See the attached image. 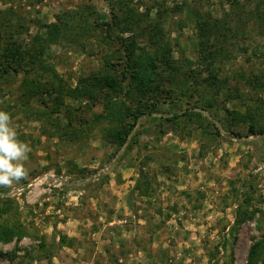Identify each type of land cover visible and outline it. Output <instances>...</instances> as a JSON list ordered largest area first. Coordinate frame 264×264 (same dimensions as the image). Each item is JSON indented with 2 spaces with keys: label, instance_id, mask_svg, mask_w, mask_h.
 Listing matches in <instances>:
<instances>
[{
  "label": "rangeland",
  "instance_id": "rangeland-1",
  "mask_svg": "<svg viewBox=\"0 0 264 264\" xmlns=\"http://www.w3.org/2000/svg\"><path fill=\"white\" fill-rule=\"evenodd\" d=\"M112 9L120 20L113 40L106 26L91 23L112 24ZM259 15L264 0H0L5 45L17 41L26 52L43 46L68 89L93 73L119 74L111 62L134 43L158 71L176 77H164L163 88L186 91L157 106L150 100L153 114L141 117L120 147L106 137L108 88L78 99L62 95L56 112L41 102L22 104L25 74L37 79L41 71L4 78L0 110L32 151L27 179L0 187V207L10 206L1 223L24 231L21 240L0 242V264H246L264 237V134L250 127H264ZM197 21L207 23L202 34ZM201 41L206 52L224 41L212 66ZM215 96L220 120L193 106ZM189 107L175 121L163 118ZM235 109L250 115L247 124H231L228 110ZM70 119L77 137L64 135Z\"/></svg>",
  "mask_w": 264,
  "mask_h": 264
},
{
  "label": "trees",
  "instance_id": "trees-1",
  "mask_svg": "<svg viewBox=\"0 0 264 264\" xmlns=\"http://www.w3.org/2000/svg\"><path fill=\"white\" fill-rule=\"evenodd\" d=\"M112 24L109 20H104L103 22L92 21V25L94 26H106L107 35L112 37L113 34V23L117 26L120 24L119 17L117 13L112 9ZM92 13H94V9L91 7ZM86 14V12H85ZM262 15L258 16L260 21V27L264 26V17ZM83 21L85 23H89L91 19L89 18V14H87ZM2 22H5V18ZM206 22L205 21H197L196 29L199 34H202L203 31L206 30ZM2 25V23H1ZM85 26V25H84ZM86 29V27H85ZM225 34L223 30L222 36ZM120 37H117L119 39ZM113 40V37L111 38ZM116 39V38H114ZM123 39V38H120ZM119 39V40H120ZM118 40V41H119ZM220 40V39H218ZM120 42L124 43L125 40H121ZM224 41H216L214 46L215 49L213 51H207L204 41L200 43V52L203 54V58L209 62L212 66L215 60H217L218 55L220 54V48L223 47ZM6 40L3 35L2 30H0V49L2 51V55L6 59V62L0 64V88L3 86L2 80L6 77H10L12 72L19 73L21 71H26L33 73L36 69L40 72V78L37 79H29L28 75L25 74V78L22 80V83L19 85L20 90H22L21 100L23 105H31L35 102H41L46 107L53 109L56 112H60V106L64 103L61 99L63 96H69L74 98H80L82 96H88L89 94H93L96 88L102 89L103 87L108 88V101L104 102V105L107 106L106 110H109V114L107 115L108 121L112 124L107 130V139L111 143H115L118 146H122L127 140L131 132L134 130L138 120L146 114H153V110H147L148 102L151 100L152 105L157 106V104L164 100H169L170 96H173L174 91H179L180 87L176 86L172 89L163 88L162 80L176 78L172 77V73L168 72V70H164V72L158 71L157 66L150 59V54L146 51H140L139 48L132 43V46H128V48L123 50L122 55L119 56L115 61H112L111 64L117 68L119 74L113 75L109 71L107 77H102L101 73H93L91 75L81 77L79 79L78 85H76L73 89H68V87L63 83L60 76L57 74L56 70L51 67L48 63V58L45 56V48L40 46L39 48H35V50H31L29 52L24 51L22 49V45H17V41L10 43L9 45H5ZM218 44H222L219 46ZM28 62V67L24 69V63ZM105 71V69H104ZM168 75V76H167ZM250 85L259 84L256 79H249ZM261 84V83H260ZM261 86V85H258ZM3 89V88H2ZM182 90L185 87H181ZM261 89V87H260ZM1 90V89H0ZM181 91V94H185L186 91ZM199 90V89H198ZM206 93H202L201 96ZM231 96V93L229 94ZM238 95L235 98H239ZM115 100L118 102L113 103ZM111 102V105H110ZM216 96L211 100L208 98H203L200 101H195L193 106L209 110L211 116L215 117V119H219L218 115L213 112V108L217 103ZM49 103H52V107L49 106ZM137 109H133V108ZM120 112L118 113V109ZM192 107L187 108L183 113H174L172 115L163 116L166 121H175L180 114H188ZM59 110V111H58ZM256 112V111H255ZM230 119L232 121L233 126H238L240 124H247V119H249L250 115H244L239 110H228ZM249 114L254 112L249 111ZM201 114V113H200ZM202 115V114H201ZM127 116H130L131 119H127ZM83 114L80 115V118H83ZM106 118V117H105ZM206 119L213 124L216 123L208 119ZM115 123V124H114ZM114 125V126H113ZM231 125V126H232ZM253 123L250 127L255 134H264V127L258 128ZM66 128H64V135H67L71 138L79 136L80 129L74 123L73 119H70L66 124ZM217 132L220 134L219 128L215 127ZM232 134L238 138H241V130L240 129H232ZM137 133L134 134L136 136ZM138 188V185L136 186ZM239 196V193L236 194ZM10 206L0 207V220L3 213L8 212ZM24 235L23 230H16V227L10 226L0 221V242L3 244L10 243L14 240H21ZM57 239V234H53V245L55 246ZM68 238L66 236H61L60 241L62 244ZM71 242V241H70ZM55 243V244H54ZM48 255V254H47ZM259 262L264 263V237L255 242L251 248L249 253V258L246 264H258Z\"/></svg>",
  "mask_w": 264,
  "mask_h": 264
},
{
  "label": "clouds",
  "instance_id": "clouds-1",
  "mask_svg": "<svg viewBox=\"0 0 264 264\" xmlns=\"http://www.w3.org/2000/svg\"><path fill=\"white\" fill-rule=\"evenodd\" d=\"M31 151L29 143L19 138L11 114L0 110V187L13 188L27 179Z\"/></svg>",
  "mask_w": 264,
  "mask_h": 264
}]
</instances>
